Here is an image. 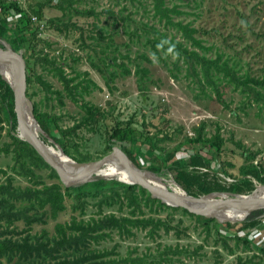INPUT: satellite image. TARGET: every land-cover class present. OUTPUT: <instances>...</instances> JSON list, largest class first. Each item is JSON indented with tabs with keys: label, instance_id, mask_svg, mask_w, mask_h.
Instances as JSON below:
<instances>
[{
	"label": "rangeland",
	"instance_id": "374dc122",
	"mask_svg": "<svg viewBox=\"0 0 264 264\" xmlns=\"http://www.w3.org/2000/svg\"><path fill=\"white\" fill-rule=\"evenodd\" d=\"M13 1L29 15H34L38 4H42V26L33 24L37 31L35 39L28 41L31 51L26 59L29 81L25 93L33 117L51 116L59 127L71 129L63 138L45 119L42 124L36 121L37 132L45 143L61 149L65 146L70 158L88 162L110 151L104 138L115 123H130L141 133L137 135L138 150L131 152L138 164L130 160L168 188L176 183L187 195L197 197L213 192L247 194L262 184L264 171L259 174L246 169L257 156L264 155V0H168L178 10L173 13L174 20L196 28L194 36L200 46L166 25L154 13L152 0ZM150 25L207 57L219 54L221 59L228 58L234 62L237 80L220 73L216 86L204 80L199 82L188 62L163 48L162 38ZM21 45L20 50L25 49ZM174 61L177 66L172 64ZM2 91L0 88V183L8 177L13 186L19 187L40 188L43 184L59 183L64 192L66 185L50 165L12 139L11 136L19 137L7 114ZM87 106L95 107V111L89 114ZM198 132L203 136L218 133L223 139L219 151L213 153L210 149L207 153L211 163L205 168L207 171H201L214 188L203 194L195 185L184 188L176 180L177 168L150 157L146 150L149 144L160 148V154L178 148L176 159L186 163L189 158L180 152L181 148L201 147L187 142ZM142 135L151 137V142H144ZM20 151L23 155L18 157ZM138 153L145 157V164L154 168L141 167L143 160ZM246 172L249 175L245 178ZM95 178L105 177L93 176L90 180ZM234 179L237 181L233 182ZM217 184L229 190H219ZM233 185L240 187L239 192H231ZM98 197L86 196L84 207L73 209L75 198L64 194V208L55 216L46 204L38 210L44 211L42 221L28 227L18 219L9 229L20 232L8 230L7 234L45 230L50 236L56 233V224L67 223L73 216L88 219L98 212L127 214V207L118 211L117 205H98ZM154 198L152 204L140 199L141 212H136V216L160 218L171 229L165 232L160 228L153 238L139 228H133L134 235L128 237L112 231L92 246L115 245L121 255L135 248L134 254L145 255L144 264H264V209L250 211L242 219L219 221L213 215L188 213L180 206ZM253 222L256 225H250ZM253 227L257 229L250 235L251 243L244 245L235 240L234 235ZM176 244L187 249L178 254L168 253L166 259L160 256L163 245ZM198 245L196 254L187 252ZM1 261L6 264L3 258Z\"/></svg>",
	"mask_w": 264,
	"mask_h": 264
},
{
	"label": "trees",
	"instance_id": "16d2710c",
	"mask_svg": "<svg viewBox=\"0 0 264 264\" xmlns=\"http://www.w3.org/2000/svg\"><path fill=\"white\" fill-rule=\"evenodd\" d=\"M168 0H152L153 11L160 19H164L166 25H170L174 29L181 32L183 38L189 40L192 44L200 46V41L194 36L197 32L196 28L191 27L188 23H182L180 20H174L173 13H178L176 5H169ZM42 4H38V8L33 11L34 15L40 19L42 18ZM10 10L19 13V16L11 23L6 20V16ZM30 19V15L13 0H0V39H4L9 45L15 49H22L25 55V60L30 55V45L28 43L35 39L36 26ZM150 28L158 32L163 40V48L169 50L177 56V59L182 58L184 62H188L199 82L202 80L216 86V79H219L220 73L225 77L237 80L235 76L234 62H229L228 58L221 59V55L217 54L215 57H207L205 53H200L194 48L186 46L182 40L176 39L174 35L167 36L166 31H160L155 26L150 25ZM9 33V35L7 34ZM6 35L8 36H5ZM28 43V46H27ZM177 66L176 61L172 63ZM171 71V70H170ZM29 81V76L26 75V82ZM0 88L2 91L3 103L5 105L8 116L11 118L13 127L16 126L15 114L12 105V91L8 83L0 77ZM86 110L89 114L95 111V107L87 106ZM35 119L39 124L42 121L55 126L59 134L65 138L70 132V128L59 127L54 117L35 115ZM141 135L130 123H115L106 133L104 138L105 147L111 149V145L116 144L120 146L126 155L135 163L138 164L136 158L131 152L138 150L137 135ZM13 140L17 141L23 146V149L29 150L35 154V157L42 161L34 149L25 141L11 136ZM144 142H151V137L142 135ZM187 142L194 146L196 144L202 145L197 147L194 154L190 155L188 161L182 162L176 159L175 153L178 148L164 151L160 154V148L155 147L154 144H149L147 152L150 157L154 156L160 161L172 164L178 170L177 181L188 188L191 185L197 187L200 194L210 192L214 187H210L204 177L205 170H200V167L206 168L210 165L211 159L207 158V153L210 149L215 153L219 151L223 139L218 133L210 136H203L199 132L194 137L187 139ZM62 151L66 155H70L65 146H61ZM201 148H206L208 151L202 153ZM157 151L158 153H156ZM23 155V152L18 153V157ZM138 157H145L138 153ZM75 159L74 157H72ZM144 161H146L144 159ZM141 167L154 168V165L143 164ZM187 167L191 170H188ZM246 170L261 174L264 171L263 167H255L252 164ZM259 168V169H258ZM243 172V168L241 169ZM262 170V171H261ZM54 173V170H51ZM207 171V170H206ZM29 172L32 171L29 169ZM55 174V173H54ZM249 175L244 174L245 178ZM264 180V179H262ZM237 180H233L236 182ZM246 181V180H245ZM232 182V183H233ZM263 184L264 181H261ZM234 186V185H233ZM219 190L228 191L225 188L216 185ZM64 192H61L59 183L43 184L39 187H19L11 184L10 177L5 183H0V264L3 258L6 264H144L145 255H138L135 253V248L127 249L124 255H121L115 245L110 248L92 246L97 244L99 240L105 239L115 231L119 236L128 237L134 235L133 228L144 229L150 238L157 234L160 228L167 232L171 229V225L160 218L152 216L137 217L136 212H141L142 200L152 204L156 198L152 197L148 191L136 184H127L119 182L115 179L95 178L84 183L63 186ZM240 187L234 186L231 192H239ZM138 191V192H137ZM64 194L72 195L75 202L72 203V208L82 209L86 203V196L98 197V205L101 203L105 205H117L118 211L123 207H127V214L115 215L114 213L101 214L98 212L96 217H89L88 219H77L71 217L70 221L64 224H56V233L48 235L45 230L40 233H30L26 230L23 235H15L14 229H9V226L16 220L22 219L26 226H30L33 222L42 221L44 211L38 212L40 208L46 204L49 206V212L52 216L64 208L62 197ZM139 195L142 196L139 198ZM18 201L19 205L15 202ZM23 202H26L25 204ZM159 204H163L158 201ZM100 209V208H99ZM188 212L186 209H183ZM189 213V212H188ZM212 220V219H209ZM208 222H205L207 225ZM250 225H256L253 222ZM8 230H13L7 234ZM17 234V233H16ZM236 241L244 245L251 243V239L247 236H235ZM159 245V244H158ZM198 245L192 250L187 251L189 254H196ZM184 249V250H183ZM187 248L179 245H163L160 249V256L164 259L168 258V253L178 254L185 251ZM258 249H260L258 247ZM261 250V249H260Z\"/></svg>",
	"mask_w": 264,
	"mask_h": 264
},
{
	"label": "water",
	"instance_id": "95a60500",
	"mask_svg": "<svg viewBox=\"0 0 264 264\" xmlns=\"http://www.w3.org/2000/svg\"><path fill=\"white\" fill-rule=\"evenodd\" d=\"M0 43H1L0 51L2 53H6L8 56L14 57L19 65L18 76L15 83L9 84L4 79V81L8 83L12 91V97H13L12 105L16 119V129L17 130L20 129V131H22L23 133L22 136L18 134L17 135L21 140L27 142L38 153V155H40L41 158L47 164L50 165V167L56 172L59 180L64 185L66 186L76 185L79 183H84L86 181H89L90 178L93 177L92 175L96 173L97 170L101 169L114 156V154H118L123 165L132 172L133 180L127 182L128 184H136L138 186H141L142 188L146 189L152 197H157L163 202L164 200L160 197V194L173 197V193L170 190H166L164 188L159 187L158 185L150 181L148 178H145L140 175L138 176L136 174V170L140 172L142 170H140L130 160V158L126 155L124 150L116 144L111 145L110 151L104 154L101 158L86 162L85 166L78 173L69 174L63 171L50 155L48 151V146L39 136L38 132L24 122V118H23L24 105L28 107L30 114L33 116L31 112L29 100L26 97V93H25L27 82H26V60H25L24 52L22 50L11 47L6 42L1 41ZM59 149L62 151L60 147ZM105 178H112V177H105ZM220 193H223L224 196H222ZM209 194H214V196L209 200V203L205 206H201V207L192 206L186 198H179V197L176 201L172 203V205L180 206L193 214L204 215V216H211L212 214L210 212L212 208L227 204L236 205L244 210H247L246 214H248L250 211L253 210L264 209V196L257 194L254 195L253 192L247 194L233 193L231 195H228L227 193L224 192H213V193L200 195L197 197H192L190 195H187L186 197L188 199L195 198L200 200ZM243 217L236 219H242ZM225 219H231V218H224L218 220L223 221Z\"/></svg>",
	"mask_w": 264,
	"mask_h": 264
},
{
	"label": "bare ground",
	"instance_id": "6f19581e",
	"mask_svg": "<svg viewBox=\"0 0 264 264\" xmlns=\"http://www.w3.org/2000/svg\"><path fill=\"white\" fill-rule=\"evenodd\" d=\"M18 69L19 65L17 60L14 57H11L10 59H7L0 51V75L3 79H5L9 84L15 83L17 76H18ZM23 118L24 122L34 128L37 131V123L34 120V117L30 114L28 107L24 105L23 109ZM17 134L22 136L23 133L20 131V129L17 130ZM48 146V151L52 158L56 161L58 166L69 174H76L78 173L86 164V162L79 163L72 158H70L68 155H66L64 152H62L59 148H55L52 145ZM136 174L139 176H143L145 178H148L150 181L155 183L161 188H164L166 190H170L173 193L172 196L168 195H162L160 194V197L164 200L165 203L172 205L174 201H176L179 198H186L189 203L192 206L195 207H201L205 206L209 203V200L214 196V194H209L203 197L202 199H195V198H187V194L178 184L174 183L171 185V188H168L165 183H163L160 179L157 177L148 174L144 171H137ZM92 176H105V177H114L119 181H122L124 183H127L129 181L133 180L132 172L126 168L118 154H114V156L99 170L96 171ZM173 180V179H172ZM254 195H261L264 196V184H259L255 187V190L252 191ZM222 196H224L223 193H220ZM212 215H214L217 219H224V218H231L236 219L243 217L247 210H244L236 205L227 204L222 205L218 207H214L211 209L210 212Z\"/></svg>",
	"mask_w": 264,
	"mask_h": 264
},
{
	"label": "built area",
	"instance_id": "2783aa9c",
	"mask_svg": "<svg viewBox=\"0 0 264 264\" xmlns=\"http://www.w3.org/2000/svg\"><path fill=\"white\" fill-rule=\"evenodd\" d=\"M19 16V13H16L14 10H10L8 12V15L6 16V20L11 23L14 19H16ZM30 19L33 23L39 24V26L41 27V21L35 16V15H30ZM196 150L192 149L189 150L186 147H182L180 152H183L184 155H187L188 158L190 157V155L194 154ZM208 150L206 148H202V153H206ZM156 153H158L157 151H155ZM142 159V157H140ZM143 162L141 165H143L144 163H146V161H144V159H142ZM146 160V159H145ZM264 165V155H259L257 156L256 159H254L252 161V165H254L255 167H259L260 165ZM200 170H206L203 167H200ZM230 179V178H228ZM231 180V179H230ZM255 227L251 228V229H247V231H241L238 235L239 236H247V237H252L250 235H252V233H254L255 231Z\"/></svg>",
	"mask_w": 264,
	"mask_h": 264
}]
</instances>
